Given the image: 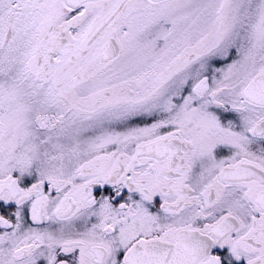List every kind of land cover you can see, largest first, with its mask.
Instances as JSON below:
<instances>
[{
	"label": "snow or ice",
	"instance_id": "obj_1",
	"mask_svg": "<svg viewBox=\"0 0 264 264\" xmlns=\"http://www.w3.org/2000/svg\"><path fill=\"white\" fill-rule=\"evenodd\" d=\"M0 264H264V0H0Z\"/></svg>",
	"mask_w": 264,
	"mask_h": 264
}]
</instances>
